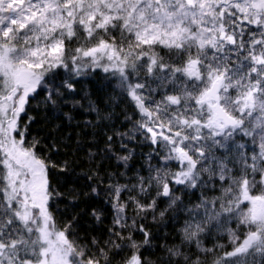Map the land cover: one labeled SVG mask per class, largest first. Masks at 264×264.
I'll return each instance as SVG.
<instances>
[{"label":"snow or ice","instance_id":"1","mask_svg":"<svg viewBox=\"0 0 264 264\" xmlns=\"http://www.w3.org/2000/svg\"><path fill=\"white\" fill-rule=\"evenodd\" d=\"M0 264H264V0H0Z\"/></svg>","mask_w":264,"mask_h":264}]
</instances>
